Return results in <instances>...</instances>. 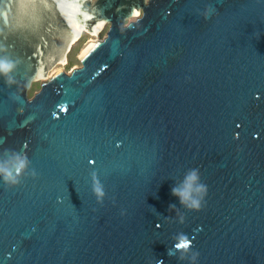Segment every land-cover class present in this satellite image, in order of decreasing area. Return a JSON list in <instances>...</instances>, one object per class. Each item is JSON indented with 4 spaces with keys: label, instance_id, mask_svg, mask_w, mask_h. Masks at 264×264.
I'll list each match as a JSON object with an SVG mask.
<instances>
[{
    "label": "water",
    "instance_id": "1",
    "mask_svg": "<svg viewBox=\"0 0 264 264\" xmlns=\"http://www.w3.org/2000/svg\"><path fill=\"white\" fill-rule=\"evenodd\" d=\"M3 58L0 159L26 153L37 178L0 180V264H188L179 233L198 264H264V0H0ZM193 168L198 213L172 195Z\"/></svg>",
    "mask_w": 264,
    "mask_h": 264
},
{
    "label": "clouds",
    "instance_id": "2",
    "mask_svg": "<svg viewBox=\"0 0 264 264\" xmlns=\"http://www.w3.org/2000/svg\"><path fill=\"white\" fill-rule=\"evenodd\" d=\"M215 14V9L208 7L203 13L205 20H210ZM16 68L15 63L7 58L0 59V76H3L9 86H13L16 81L13 78V72ZM0 159V180L4 182L9 189L16 188L21 185L22 181L31 177L37 178V173L34 169L30 170L31 162L26 153L5 150ZM92 191L97 199V202L103 205L105 191L100 184L96 175L92 176ZM208 187L202 182L199 169H189L185 174L180 184L174 185L172 195L179 199L181 206L189 212H201L205 206L206 197L208 196ZM170 211H176L178 221L184 224L186 217L179 213L176 205L169 206ZM123 214V213H122ZM170 220V219H169ZM157 227H160L158 224ZM174 240V249H168V255L173 256L179 253L178 259L186 261L188 264H198L199 252L193 251L194 245L192 240L184 233H179ZM159 264V262H158Z\"/></svg>",
    "mask_w": 264,
    "mask_h": 264
},
{
    "label": "rangeland",
    "instance_id": "3",
    "mask_svg": "<svg viewBox=\"0 0 264 264\" xmlns=\"http://www.w3.org/2000/svg\"><path fill=\"white\" fill-rule=\"evenodd\" d=\"M134 20V19H132ZM131 20V21H132ZM109 29V25H107L97 36L91 35L90 33L86 32L84 36L72 47L71 53L68 55V61L65 66H62V64H59L54 67V69L50 72V77L54 75V72L56 70H61L67 73H71L73 70L80 68L81 60L79 59L80 53L84 49V47L87 45L89 40L94 39L95 41H101L104 40L107 36V31ZM43 81H40L38 83H35L32 90L30 91V97H33L35 93H37L40 90L41 84Z\"/></svg>",
    "mask_w": 264,
    "mask_h": 264
},
{
    "label": "bare ground",
    "instance_id": "4",
    "mask_svg": "<svg viewBox=\"0 0 264 264\" xmlns=\"http://www.w3.org/2000/svg\"><path fill=\"white\" fill-rule=\"evenodd\" d=\"M140 15H141V13H140ZM140 15H139V16H140ZM139 16H138V17H139ZM136 17H137V16H136ZM104 28H105V25H104L103 29H104ZM103 29H102V30H103ZM102 30H101V31H102ZM101 31H100V32H101ZM100 32H99V33H100ZM85 33H86V31H82V34H81L80 38H79V39H78V40H77V41L71 46L70 50L72 49V47H73L75 44H77V42H79V40L84 36ZM96 42H98V41H95L94 39L89 40V42H88L87 45L84 47V49L82 50V52H83L86 48H88V46H89L90 44H95ZM68 52H69V51H68ZM68 52H67V54H66V60H65L64 63H62V66H65V65L67 64V61H68V55H69V53H70V52H69V53H68ZM82 52H81V53H82ZM81 53H80V55H81ZM60 71H61V70H59V69L56 70V71L54 72V75L57 74V73H59Z\"/></svg>",
    "mask_w": 264,
    "mask_h": 264
},
{
    "label": "snow or ice",
    "instance_id": "5",
    "mask_svg": "<svg viewBox=\"0 0 264 264\" xmlns=\"http://www.w3.org/2000/svg\"><path fill=\"white\" fill-rule=\"evenodd\" d=\"M136 15H137V16H139V15H140V13H139V12H137V13H136ZM93 163H94V162H93Z\"/></svg>",
    "mask_w": 264,
    "mask_h": 264
},
{
    "label": "flooded vegetation",
    "instance_id": "6",
    "mask_svg": "<svg viewBox=\"0 0 264 264\" xmlns=\"http://www.w3.org/2000/svg\"><path fill=\"white\" fill-rule=\"evenodd\" d=\"M137 17H138V16H137ZM139 17H141V15H140Z\"/></svg>",
    "mask_w": 264,
    "mask_h": 264
}]
</instances>
